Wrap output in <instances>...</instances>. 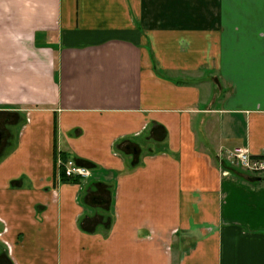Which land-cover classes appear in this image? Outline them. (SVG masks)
I'll use <instances>...</instances> for the list:
<instances>
[{
	"label": "crops",
	"instance_id": "crops-1",
	"mask_svg": "<svg viewBox=\"0 0 264 264\" xmlns=\"http://www.w3.org/2000/svg\"><path fill=\"white\" fill-rule=\"evenodd\" d=\"M237 148L264 157V0H0V264H264Z\"/></svg>",
	"mask_w": 264,
	"mask_h": 264
},
{
	"label": "built area",
	"instance_id": "built-area-1",
	"mask_svg": "<svg viewBox=\"0 0 264 264\" xmlns=\"http://www.w3.org/2000/svg\"><path fill=\"white\" fill-rule=\"evenodd\" d=\"M229 159L247 171L264 173V157L252 156L247 149H234ZM58 166L68 181L85 180L90 176V171L75 160L59 161Z\"/></svg>",
	"mask_w": 264,
	"mask_h": 264
},
{
	"label": "rangeland",
	"instance_id": "rangeland-1",
	"mask_svg": "<svg viewBox=\"0 0 264 264\" xmlns=\"http://www.w3.org/2000/svg\"><path fill=\"white\" fill-rule=\"evenodd\" d=\"M146 147H144L145 149ZM228 156L226 157L228 160V158L231 156V153L227 154ZM71 160H74V159H71ZM67 161V160H66ZM228 162L233 168H236L238 170H240L245 176H249V177H256V176H259V177H263L264 176V173H260V172H250V171H247L245 169H243L239 164H236L235 162H233L231 159H229Z\"/></svg>",
	"mask_w": 264,
	"mask_h": 264
},
{
	"label": "trees",
	"instance_id": "trees-1",
	"mask_svg": "<svg viewBox=\"0 0 264 264\" xmlns=\"http://www.w3.org/2000/svg\"><path fill=\"white\" fill-rule=\"evenodd\" d=\"M65 160L62 159V162H64ZM62 180L64 181H68L66 178H64V176L62 175ZM72 182V181H71Z\"/></svg>",
	"mask_w": 264,
	"mask_h": 264
}]
</instances>
